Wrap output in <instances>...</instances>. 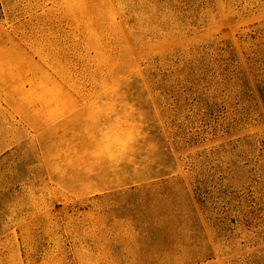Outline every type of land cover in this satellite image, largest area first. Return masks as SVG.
Listing matches in <instances>:
<instances>
[{"label": "rangeland", "instance_id": "1", "mask_svg": "<svg viewBox=\"0 0 264 264\" xmlns=\"http://www.w3.org/2000/svg\"><path fill=\"white\" fill-rule=\"evenodd\" d=\"M0 264H264V0H0Z\"/></svg>", "mask_w": 264, "mask_h": 264}, {"label": "crops", "instance_id": "2", "mask_svg": "<svg viewBox=\"0 0 264 264\" xmlns=\"http://www.w3.org/2000/svg\"><path fill=\"white\" fill-rule=\"evenodd\" d=\"M1 114H2V111H1V101H0V126H1ZM1 146L2 145H1V132H0V153H1Z\"/></svg>", "mask_w": 264, "mask_h": 264}]
</instances>
